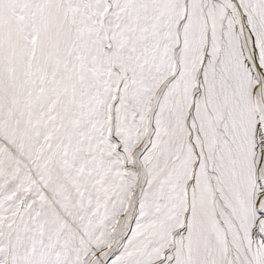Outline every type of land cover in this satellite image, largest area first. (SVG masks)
Wrapping results in <instances>:
<instances>
[{
  "label": "snow or ice",
  "instance_id": "1",
  "mask_svg": "<svg viewBox=\"0 0 264 264\" xmlns=\"http://www.w3.org/2000/svg\"><path fill=\"white\" fill-rule=\"evenodd\" d=\"M0 264H264V0H0Z\"/></svg>",
  "mask_w": 264,
  "mask_h": 264
}]
</instances>
